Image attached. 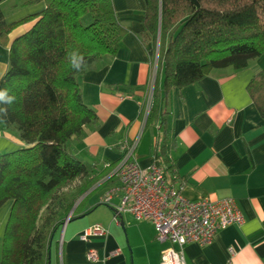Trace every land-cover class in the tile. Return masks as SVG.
Here are the masks:
<instances>
[{
    "label": "trees",
    "instance_id": "16d2710c",
    "mask_svg": "<svg viewBox=\"0 0 264 264\" xmlns=\"http://www.w3.org/2000/svg\"><path fill=\"white\" fill-rule=\"evenodd\" d=\"M39 2L45 6L41 13L0 22V46L8 52L0 89L15 96L11 104L0 103L5 109L0 112V131L24 147L0 155V208L10 203L0 264H48L51 241L76 201L90 192L71 220L90 212L87 201L94 193L103 195L117 186L115 176L108 178L114 165L102 171L80 162L68 144L96 124V116L81 101L80 75L115 58L124 29L111 0H30L24 6ZM142 2L144 30L137 38L151 63L159 35L156 80L145 125L155 126L165 144L167 104L174 91L209 76L243 71L264 55V0ZM26 24H32L30 29L8 45V36ZM73 51L86 60L80 71L69 62ZM246 93L264 121V68L249 82ZM140 113L142 119L144 104ZM158 150L161 168L171 180L172 167L162 145Z\"/></svg>",
    "mask_w": 264,
    "mask_h": 264
},
{
    "label": "crops",
    "instance_id": "0c3cea01",
    "mask_svg": "<svg viewBox=\"0 0 264 264\" xmlns=\"http://www.w3.org/2000/svg\"><path fill=\"white\" fill-rule=\"evenodd\" d=\"M28 1L0 3V22H17L45 9L43 2L24 6ZM111 3L125 33L111 62L80 75L81 101L96 116V124L84 128L68 149L80 162L99 170L114 165L110 178L121 162V152L130 151V159L139 168L161 167L158 148L162 145L174 186L184 199L231 200L242 218L240 224L217 232L210 245H185L184 263L264 264V121L246 93L262 67L256 60L243 71L209 76L174 91L167 104L169 135L162 144L157 128L146 126L143 115L140 118L152 64L137 38L144 30L143 2ZM31 25L14 30L8 45ZM7 55V48L0 46V79L7 70ZM21 149L24 147L14 136L0 131V155ZM101 197L99 192L96 202L87 201L90 212L64 224L56 234L49 246V264H159L168 246L155 241L152 225L143 222L131 227V217L116 216L114 208L100 203ZM9 209L10 203L0 208V246ZM87 216L94 217L84 219ZM93 226L107 234L77 240ZM91 251L97 261L87 260Z\"/></svg>",
    "mask_w": 264,
    "mask_h": 264
},
{
    "label": "built area",
    "instance_id": "2783aa9c",
    "mask_svg": "<svg viewBox=\"0 0 264 264\" xmlns=\"http://www.w3.org/2000/svg\"><path fill=\"white\" fill-rule=\"evenodd\" d=\"M155 77L156 66L152 63L146 84L145 118L152 102ZM130 155V151L125 152L114 174L117 186L107 190L100 203L114 208L116 216L128 214L135 225L143 222L152 225L158 242L168 245L159 264H185L182 255L185 245H210L217 232L242 222L231 200L211 201L205 197L188 201L174 186V176L168 179L159 166L139 168ZM114 200L117 206L111 204ZM106 234V230L93 226L77 240L103 238ZM87 260L97 261L96 253L88 252Z\"/></svg>",
    "mask_w": 264,
    "mask_h": 264
},
{
    "label": "clouds",
    "instance_id": "9594fccd",
    "mask_svg": "<svg viewBox=\"0 0 264 264\" xmlns=\"http://www.w3.org/2000/svg\"><path fill=\"white\" fill-rule=\"evenodd\" d=\"M69 62L71 67L80 71L86 65V60L78 51H73L69 54ZM15 100V96L9 95L8 89H0V103L11 104ZM0 112H5V109L0 108Z\"/></svg>",
    "mask_w": 264,
    "mask_h": 264
},
{
    "label": "rangeland",
    "instance_id": "374dc122",
    "mask_svg": "<svg viewBox=\"0 0 264 264\" xmlns=\"http://www.w3.org/2000/svg\"><path fill=\"white\" fill-rule=\"evenodd\" d=\"M156 42H157V40H156ZM158 44H159V42H158ZM158 47H159V45H157L156 44V50H155V55H154V59H153V61H152V63H153V65H155L156 66V71H157V63H158ZM255 63H258L262 68L261 69H263L264 68V55H262L260 58H258L257 59V61L255 62ZM155 80H156V77H155V79H154V85H155ZM153 90H154V88H153ZM150 109V108H149ZM148 114H149V111H148ZM148 116V115H147ZM144 119H146V118H144ZM103 181H106L105 179L103 180ZM88 194H90V192H88L86 195H84V196H82L81 198H79L77 201H76V203H75V205H74V207H75V209L78 207V205L80 204V202L88 195ZM97 196H98V192H96V193H94L90 198H89V200H90V202H96V200H97ZM88 200V201H89ZM80 201V202H79ZM117 203V201H113L111 204L112 205H115ZM73 207V208H74ZM75 209H74V211H75ZM71 213V212H70ZM74 213V212H73ZM72 216H73V214H72ZM71 216V217H72ZM92 217H94V216H87L86 218H84V219H90V218H92ZM67 219V218H66ZM66 221V220H65ZM74 221V220H73ZM131 227H137L136 225H134L133 223H131ZM60 231H62V228L60 229ZM122 234H123V236H124V233H123V231H122ZM155 241L157 242V243H159L158 242V240H157V238H156V233H155ZM167 245V244H166ZM168 246V245H167Z\"/></svg>",
    "mask_w": 264,
    "mask_h": 264
},
{
    "label": "water",
    "instance_id": "95a60500",
    "mask_svg": "<svg viewBox=\"0 0 264 264\" xmlns=\"http://www.w3.org/2000/svg\"><path fill=\"white\" fill-rule=\"evenodd\" d=\"M158 42H159V35L157 36V42H156L157 45H158ZM79 202H80V201H79ZM75 207H76V206H75ZM75 207L71 210V213L68 215V217H67V219H66V221H65L64 224H67V223H69V222L71 221V216H72V214H73V212H74ZM47 259H48V264H49V252H48V254H47Z\"/></svg>",
    "mask_w": 264,
    "mask_h": 264
}]
</instances>
